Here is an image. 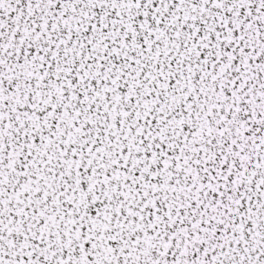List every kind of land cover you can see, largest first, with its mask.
<instances>
[{"label":"snow or ice","instance_id":"1","mask_svg":"<svg viewBox=\"0 0 264 264\" xmlns=\"http://www.w3.org/2000/svg\"><path fill=\"white\" fill-rule=\"evenodd\" d=\"M0 264H264V0H0Z\"/></svg>","mask_w":264,"mask_h":264}]
</instances>
